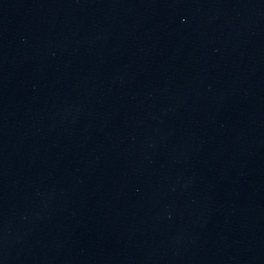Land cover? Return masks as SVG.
Segmentation results:
<instances>
[{"label": "water", "instance_id": "1", "mask_svg": "<svg viewBox=\"0 0 264 264\" xmlns=\"http://www.w3.org/2000/svg\"><path fill=\"white\" fill-rule=\"evenodd\" d=\"M0 264H264V0H0Z\"/></svg>", "mask_w": 264, "mask_h": 264}]
</instances>
